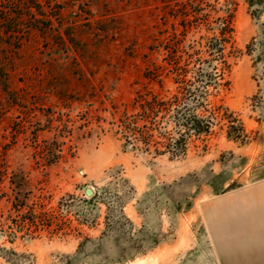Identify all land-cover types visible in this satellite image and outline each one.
<instances>
[{
	"label": "rangeland",
	"instance_id": "374dc122",
	"mask_svg": "<svg viewBox=\"0 0 264 264\" xmlns=\"http://www.w3.org/2000/svg\"><path fill=\"white\" fill-rule=\"evenodd\" d=\"M36 3L51 30L0 44V264H264V0ZM183 77L212 135L127 144L138 92Z\"/></svg>",
	"mask_w": 264,
	"mask_h": 264
},
{
	"label": "trees",
	"instance_id": "16d2710c",
	"mask_svg": "<svg viewBox=\"0 0 264 264\" xmlns=\"http://www.w3.org/2000/svg\"><path fill=\"white\" fill-rule=\"evenodd\" d=\"M51 23L36 0H0L1 45L19 51L33 31L47 33ZM176 71L178 76L187 73L178 65ZM203 75V70L197 72L199 78ZM184 77L177 79L179 87L170 96L148 90L138 92L131 104L132 111L120 120L119 132L127 144L181 157L187 154L193 138L205 140L212 135L216 114L224 109L210 108L205 86H197ZM227 112L225 109L222 119L229 118L230 134L243 137V127Z\"/></svg>",
	"mask_w": 264,
	"mask_h": 264
},
{
	"label": "water",
	"instance_id": "95a60500",
	"mask_svg": "<svg viewBox=\"0 0 264 264\" xmlns=\"http://www.w3.org/2000/svg\"><path fill=\"white\" fill-rule=\"evenodd\" d=\"M93 194V192L91 190H87V195L91 196Z\"/></svg>",
	"mask_w": 264,
	"mask_h": 264
}]
</instances>
